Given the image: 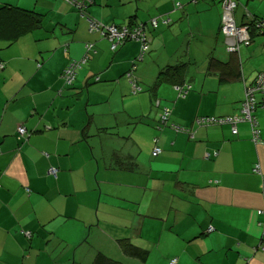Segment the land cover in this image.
I'll return each instance as SVG.
<instances>
[{
    "label": "crops",
    "instance_id": "0c3cea01",
    "mask_svg": "<svg viewBox=\"0 0 264 264\" xmlns=\"http://www.w3.org/2000/svg\"><path fill=\"white\" fill-rule=\"evenodd\" d=\"M187 2L191 4L177 10L169 0H157L155 5L148 0H91L84 16L65 0H0V6L11 4L43 15L42 27L13 45L0 40V62L5 65L0 69V264L72 263L81 256L88 228L101 225L106 230L103 223L117 219L120 211L127 214L129 239L136 246H153L152 254L162 242L178 243L175 256L150 255L147 264H168L172 259L178 264H264V249L259 247L264 236V111L254 112L261 129L257 143L248 123H240L236 135L227 125H197L207 116L240 115L231 87L243 88L244 94L245 86L264 72V41L252 31L251 44L242 46L243 54L240 51L237 81L222 80L207 69L213 52L200 62L189 49L187 59L178 58L187 42L179 38L203 32V22L207 35L221 33L220 1L218 7L215 0ZM198 12L208 14L202 13L194 30L191 24L184 28L189 16ZM88 17L106 26L147 24L154 75L137 77L139 65L133 61L139 42L112 51L108 39L90 31ZM153 18L178 24L163 23L154 30L149 25ZM168 33L172 51L160 61L166 56L161 51ZM87 55L74 85H66L65 68ZM146 56L139 63L149 66ZM182 60L194 63L185 68L180 81L192 85L188 97H179L175 83H166L171 89L159 84L151 93L164 67ZM134 84L138 94L133 93ZM119 97L125 108L135 102L142 108L146 101L155 104L156 112L128 113ZM164 108L172 111L168 125L183 126L190 133L167 126L157 129ZM140 117L150 122L146 139L141 137L145 130L134 125ZM20 126L26 128L24 136L18 133ZM124 129L136 132L135 139L122 136ZM104 132L113 134L111 141ZM96 136L99 144L94 145ZM115 137L141 146V155L128 149L120 152L113 145ZM105 144L110 151L103 152ZM156 147L162 154L153 157ZM114 153L137 162L136 170L108 166ZM257 164L262 175L254 171ZM151 214H163L160 226L149 224L145 232L137 233L134 223L144 226L148 218L143 215Z\"/></svg>",
    "mask_w": 264,
    "mask_h": 264
},
{
    "label": "rangeland",
    "instance_id": "374dc122",
    "mask_svg": "<svg viewBox=\"0 0 264 264\" xmlns=\"http://www.w3.org/2000/svg\"><path fill=\"white\" fill-rule=\"evenodd\" d=\"M148 1H150L151 4L155 5V2L157 0H148ZM169 1H171V3L173 1L174 3L180 5L179 7H181V6L184 7V5H186V4L187 5L191 4V2L186 3V1H189V0H169ZM215 1L217 2V5H215V6L218 7L220 5L218 3L219 0H215ZM247 1L248 0H241L240 1L241 4L239 5V9L236 13V18H237L238 23H241L243 15H246L245 20H244L245 23L250 21L251 18L254 16H258V17L264 19V1L249 0L248 3H247ZM194 5L195 4L193 2L192 7ZM181 8H178L177 10H180ZM198 13L199 14L192 13L189 16V20H186L184 23V28H188V25L191 24L193 27V30H194V28H196L197 25L199 24V22L201 21V18H203V16H205L202 13L208 14V12H198ZM203 23H204L203 24L204 25L203 26V29H204L203 32H196V34L194 33L192 35L193 37L182 36L179 38V39L184 38L187 40V42L183 48V51L181 50L178 52V55H177L178 58L183 57L184 59H187V57L189 56L187 49H189L192 51L193 54H195L197 56V60L199 62L203 61V60H207L208 54H210L212 52L214 53V56L216 57V59H219V60H227L228 59L229 60L230 54L226 50L227 48H226V42H225L224 35H222L221 33L220 34L215 33L213 35H210V34L207 35L208 26H207V24H205V22H203ZM160 24H163V23L160 22L159 25H157L156 27L158 28L160 26ZM177 24H178V22L175 21L174 24L171 25V27H175ZM260 33L261 32L256 31V35H255L256 39L259 41H264V36H261ZM166 37H167V40L165 42V46L161 51V53L166 55V56L161 58L160 61H164L167 57V54H169L172 51V47H171L172 36L168 33L166 35ZM177 40H178V36H177ZM243 53H244V47H242V49H241V54H243ZM146 57L148 58L149 66L141 65V63L136 61V64L139 65L137 77H140L141 79H144V78L147 79V76L154 75V72L156 71V68L154 65L155 58H151V57H154L153 48H152V51L147 53ZM182 61L183 62H189L188 60H182ZM131 70H132V67H131ZM163 87H167V88L171 89V86L169 84H166V83H164ZM231 88H232V90L230 93L231 94L233 93V97L236 100V105L238 104L241 106V103L244 99V94H243V90H242L243 88L241 89L237 86H233ZM233 88H235L237 90V92H234ZM131 89H130V91H131ZM131 95H133L132 92H131ZM140 95L142 97H146L145 95H143V93ZM146 95L149 98V94H146ZM222 97H223V95H222ZM231 100L233 101V98H231ZM118 102L122 105V109H126V111H128V113H130V111L140 110V111H144L145 115L147 116V113L149 111H151V109H152V113L156 112V109L154 108L155 104L153 105V103L152 104L149 103V105H148L146 101H145V106L144 107L142 106V108H140V104H138L137 102H135L132 107L125 108V106H123V98L122 97H119ZM101 109L104 110L105 108L102 107ZM122 114H123V116H126V113H122ZM146 118H148V117H146ZM153 119H155V118H153ZM149 124H150V122L148 121V119H144L143 124L137 125L139 127V130H141V129L145 130V131H142V134H141L142 139H146L148 137V134L146 131V128H148V127H146V126H148ZM96 133L97 132H95V135H96ZM121 133L123 134L122 136H126L127 138H130V136H131L130 140L135 139L134 136H135L136 132L135 133L129 132V129H128V131H125V129H124L123 132H121ZM94 140H96L94 142V145H96L99 138L96 136V137H94ZM114 142L116 144H113V145H116L115 147L120 152L126 153V151L128 149V151H130V152L133 151L135 153V155H141V146H139V145H134V143H130V144L126 145V143L124 142L123 139H117L116 137L114 138ZM149 143H150V141L146 142V144H149ZM98 144H99V142H98ZM133 145H134V147H132ZM100 146L101 145H99L98 150H99V148H101ZM102 149H103V152L104 151L107 152V151H110L111 146H109V144H105V145H102ZM144 155H145V153H144ZM109 156H107L106 158H108ZM135 159L137 161V158H135ZM114 164H115V161L113 162V160H111V158H108V166H111ZM257 173L261 174V171L257 172ZM119 183H121V182L119 181ZM125 216H127L126 212L120 211L119 216H117V219H115L114 217H110L109 221H107L106 223L104 222L103 226L106 228V230L104 229V231L108 234V236L106 238H104L103 240H101L98 244H96L94 248L83 245L80 252H79V255H81V256H75L74 257L75 260L78 262H81L83 264H90L93 260L94 255H96L97 252H103L105 255H107L108 257L120 262L121 264H141L136 259H131V258L126 257L121 252L119 246L117 245L118 240L129 239V237L131 236V233H132V229H129L131 224L128 225L126 218H124ZM143 216L148 218L146 220L144 226H142L140 224L138 225L137 223H134L133 228L134 229L137 228V233L145 232V229L147 228V226L149 224H151V225L154 224V226H160V224L162 222L161 216H163V214H156V216L153 214H151L149 216H147V215H143ZM97 239H98V235L96 237V240ZM130 242H131V240H130ZM177 244H169L167 241L162 242L159 250H155L154 252H152V254H151V251H152L153 246H147L146 250L150 253L149 256L150 255L151 256H162V254L164 256H175L176 253L178 252V245ZM133 245H135V244H133ZM155 259H156V257H153V261H155ZM61 263L65 264L66 262L61 261ZM148 264H151V263H148Z\"/></svg>",
    "mask_w": 264,
    "mask_h": 264
},
{
    "label": "trees",
    "instance_id": "16d2710c",
    "mask_svg": "<svg viewBox=\"0 0 264 264\" xmlns=\"http://www.w3.org/2000/svg\"><path fill=\"white\" fill-rule=\"evenodd\" d=\"M219 1L221 3L222 0H219ZM90 2H91V0H90ZM90 4L91 3H88L87 7ZM240 4L241 3H240V0H239L238 7H237V9L235 11V16H236V13H237V11L239 9V5ZM176 5L177 4H175V9H178ZM221 7H222V3H221ZM183 8L184 7L182 6L181 9H183ZM85 9H83V11H85ZM245 17H246V15H243V18H242L241 22H243L245 20ZM254 17H255V19L257 18L256 20H258V21L260 20V21L264 22V20L261 19L260 17H258V16H254ZM221 18H222V12H221ZM153 19H155V18H153ZM153 19H151V20H153ZM166 20L167 21L169 20L165 24L166 26L171 27V25L174 24V22H172L170 18H168ZM42 23H43V15L41 13H39V12H36L34 10L24 9V8H21V7H18V6H14V5H11V4H3V5L0 6V40L1 41H5L8 45H13L20 37H22V36H24V35H26L28 33H31L33 31L41 28L42 27ZM253 24L254 23H252V22H251V24L248 23V25L250 26L251 29H253ZM134 25H136V24H134L131 21L128 25H121V26L114 25V26H116L118 29H121L124 26H134ZM149 25H150V22H149ZM89 28H90V23H89ZM151 28H153V27L151 26ZM220 29H221V23H220ZM255 29L257 30V28H255ZM220 32H221V30H220ZM262 36H264V32L262 33ZM103 37L108 39L105 36H103ZM131 41H134V40L125 41L123 44L119 45L117 47V49L119 47H121L122 45H125L127 42H131ZM139 43H140V51L137 54L135 60L133 61L134 66H136L135 61L142 62L144 60L145 55L149 52V49H150V46L148 44V50L143 55V58L141 60L140 59V55H141L140 52H141V45L142 44H141V42H139ZM212 55L213 54L209 55V59H208V62H207V69L209 71H211V73H215L216 75H219V77L222 80H226V81H237V80L241 79V59H240V56L237 53H231L229 61L227 63L219 61L218 59H216L215 56H212ZM0 63L3 64L2 62H0ZM72 63H70V64H72ZM70 64L68 66H70ZM189 64H194V63L193 62H183L182 64H178V65H174V66H171V65L166 66L162 70L160 75L158 76L155 84L152 86L151 93H154L155 89L157 88V86L159 84H162V83H175L174 87H176V89L177 88L179 89L178 90L179 97L182 98V99L187 98L188 95L190 94V92L192 91L193 87H192V85L190 83H184V82H180V81L183 78L182 77L183 74L185 73V68ZM3 66L4 67L0 68V69H4L5 65L3 64ZM83 66H81V68ZM75 80L72 82V84L70 86L74 85ZM139 92H141V91L139 90L138 87H137V89L133 90L134 94H138ZM244 97H245V94H244ZM243 101H244V99H243ZM243 101H242V103H243ZM156 102H158V101H156ZM159 106H160V101H159ZM166 109L169 110V113H165ZM171 115H172V111L169 108H164L162 113H161V115H160V119H159L160 120L159 121V125H162V126L158 125L157 129L158 128L162 129L163 127L167 126L168 128L174 130L172 127H173V125H176V124H169L168 125V123H169V121L171 119ZM232 116H234V115H232ZM226 117H231V115L230 116H220V117H215V118H226ZM204 118H211V117L207 116V117H204ZM144 119L145 118H143V117L137 118L135 120V122H134V125L137 126V125L143 124L144 123ZM178 126H180V125H178ZM211 126H221V125H211ZM222 126H224V125H222ZM227 126L230 127L231 133H232L231 126L230 125H227ZM180 127H182V129L185 128L183 126H180ZM178 133H187V134H189L190 132L180 131ZM102 135H106V136H104V138L107 141H111V136H113V134H111L109 132H104ZM155 142H157V140H155ZM161 154H162V152H161ZM152 155H153V153H152ZM160 155H158V156H160ZM158 156H154L153 155V157H158ZM112 160H113V162L115 161V164L117 166H114V168L117 169V170L135 171L136 168L138 167L137 162L135 163L133 160H130V158H124L123 159L117 153L113 154ZM257 165H259V164H257ZM261 175H262V173H261ZM88 229H89V234H88V238H87V240H86L84 245L89 246L91 248H94L96 244H98L101 240H103L104 238H106L108 236V234L104 231V228H102L101 225L92 226V228H88ZM30 234H32V233H30ZM97 235H98V239L96 240ZM117 245L119 246L121 252L126 257L131 258V259H136L141 264H146L147 263V260H148V257H149V252L146 249H143L141 247L133 245L130 242L129 239L118 240L117 241ZM259 247L260 248L262 247L264 249V236H263V242H262V244H260ZM69 264H83V263L78 262V261H72V263H69ZM90 264H121V263L116 261V260H114V259H112V258H110V257H108L103 252H97L96 255H94L93 260H92V262ZM168 264H169V262H168ZM177 264H178V259H177Z\"/></svg>",
    "mask_w": 264,
    "mask_h": 264
},
{
    "label": "built area",
    "instance_id": "2783aa9c",
    "mask_svg": "<svg viewBox=\"0 0 264 264\" xmlns=\"http://www.w3.org/2000/svg\"><path fill=\"white\" fill-rule=\"evenodd\" d=\"M69 4L76 6L81 10L83 15L85 13L83 9L87 7V4L90 3V0H65ZM264 1V0H261ZM222 18H221V33L224 35L226 40V48L229 53L239 54L241 47L243 45L249 46L252 42L251 28L246 24H239L235 11L238 7L239 0H222ZM177 8L180 5H176ZM257 19V18H256ZM255 17L251 18L253 24V30L257 28L258 31L264 32V22L256 20ZM90 23V31L101 33L102 36L107 37L111 41V49L115 51L117 47L123 44L127 40H134L141 42V52L140 59L142 60L143 55L148 50V37H147V24H136L134 26H124L121 29H118L116 26H106L100 21L88 18ZM169 21V20H168ZM165 18H155L150 21V25L156 29L157 25L160 22L166 24L168 22ZM255 25V26H254ZM87 49H92L91 45L87 46ZM88 61V55L85 56L79 62H73L68 66L63 72V79L66 85L70 86L72 82L76 79L77 71ZM3 64L0 63V68H3ZM134 89H137L136 84L133 86ZM177 90H179L177 88ZM244 101L241 104L240 115H234L226 118H201L197 120V125L202 126H211V125H230L232 128V133L236 135L238 133V125L240 123H248L251 127L252 140L257 143L261 140V130L259 127V122L254 115V112L257 108H261L264 111V72L258 73L250 85L245 86L244 90ZM259 96V97H258ZM165 113H169V110L166 109ZM176 132L187 131V129H182L178 125H173L172 127ZM20 135L24 136L26 134V129L22 126L18 128ZM162 150L158 147L154 149L153 155H160ZM218 153L215 152V155ZM210 154H206V160L210 159ZM255 172H260V165H256ZM50 172L53 175L57 174L56 169H51ZM213 231L211 228L209 232ZM27 236H30V233H27ZM169 264H177V259H173Z\"/></svg>",
    "mask_w": 264,
    "mask_h": 264
},
{
    "label": "clouds",
    "instance_id": "9594fccd",
    "mask_svg": "<svg viewBox=\"0 0 264 264\" xmlns=\"http://www.w3.org/2000/svg\"><path fill=\"white\" fill-rule=\"evenodd\" d=\"M248 23H250L251 24V21H248L247 23H245V22H243V24H246V25H248ZM249 26V25H248ZM250 27V26H249ZM256 30V29H255ZM255 30H251V36H252V31H255ZM258 31V30H257ZM260 32V31H259ZM260 35H262V32L260 33ZM238 55H240V53L238 54ZM209 160V159H208ZM173 260V259H172ZM171 261V260H170ZM169 261V262H170Z\"/></svg>",
    "mask_w": 264,
    "mask_h": 264
}]
</instances>
